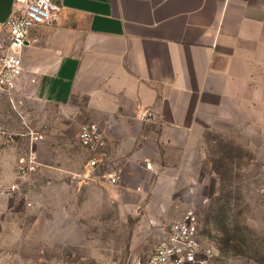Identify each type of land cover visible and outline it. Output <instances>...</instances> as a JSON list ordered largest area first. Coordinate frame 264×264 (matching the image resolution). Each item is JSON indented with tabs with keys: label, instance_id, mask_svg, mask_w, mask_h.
<instances>
[{
	"label": "crops",
	"instance_id": "0c3cea01",
	"mask_svg": "<svg viewBox=\"0 0 264 264\" xmlns=\"http://www.w3.org/2000/svg\"><path fill=\"white\" fill-rule=\"evenodd\" d=\"M13 4L0 0V53ZM62 14L31 29L17 92L66 114L57 128L28 127L43 134L33 143L26 131L0 145V243L35 251L39 234L57 229L67 242L72 229L84 245L89 221L117 209L162 218L181 194L194 195L197 166L215 175L210 133L264 162V0H63ZM89 121L103 127L109 165L121 169L115 185L105 167L78 161L88 154L78 129ZM65 128L74 147L47 138ZM32 151L38 171L22 177Z\"/></svg>",
	"mask_w": 264,
	"mask_h": 264
},
{
	"label": "rangeland",
	"instance_id": "374dc122",
	"mask_svg": "<svg viewBox=\"0 0 264 264\" xmlns=\"http://www.w3.org/2000/svg\"><path fill=\"white\" fill-rule=\"evenodd\" d=\"M65 110L59 105L33 101L26 94L0 91V124L19 134L17 141L28 127L39 131L47 125L49 129L59 127L55 120ZM44 115H51V122L44 124ZM67 130L64 129L66 135L62 138L59 131L49 130L47 138L74 147ZM208 136L215 175L207 176L203 166H197L199 183L194 195L188 200L187 195L181 194V203L162 218L117 209L89 221L86 228L89 241L84 245L78 243L82 238L71 233L72 229L67 242L59 240L57 229L45 236L39 234L35 238V251L29 250L25 243L22 247L26 249L20 251L15 249L19 247L17 242L0 243V264H130L135 256L150 252L163 236L164 225L190 207L199 214L201 234L215 247L216 254L209 264H264V162L245 147L219 137L214 141L212 138L217 135L213 133ZM21 141L26 146L29 143L27 136ZM87 158L88 154L81 153L78 161L85 160L87 165ZM224 226L229 230L236 228L241 234L242 244L236 252L221 249L218 240L224 235ZM5 236L14 237L8 230ZM47 237L52 241L48 245L43 242Z\"/></svg>",
	"mask_w": 264,
	"mask_h": 264
},
{
	"label": "built area",
	"instance_id": "2783aa9c",
	"mask_svg": "<svg viewBox=\"0 0 264 264\" xmlns=\"http://www.w3.org/2000/svg\"><path fill=\"white\" fill-rule=\"evenodd\" d=\"M63 0H14L9 16L3 22L6 30V44L0 53V91L15 94L25 76L23 50L31 29L42 25L61 23ZM31 81H35L31 78ZM150 112L143 117L149 118ZM33 141L43 134L28 129L26 132ZM25 132L20 133V135ZM19 135L0 124V145L14 143ZM77 138L88 151L87 166L105 167L109 184L115 185L121 178V169L109 165L107 136L103 127L94 121L79 126ZM37 154L32 151L27 158L20 160V176L29 177L38 171ZM200 219L194 207L185 209L179 216L167 222L163 236L145 255L135 256L130 264H209L216 254L215 247L200 231Z\"/></svg>",
	"mask_w": 264,
	"mask_h": 264
},
{
	"label": "trees",
	"instance_id": "16d2710c",
	"mask_svg": "<svg viewBox=\"0 0 264 264\" xmlns=\"http://www.w3.org/2000/svg\"><path fill=\"white\" fill-rule=\"evenodd\" d=\"M216 170V169H215ZM224 233L223 237H220L218 242L221 245V249L226 251L236 252L242 244L241 234L236 228L229 230L227 227L222 228ZM223 245V246H222Z\"/></svg>",
	"mask_w": 264,
	"mask_h": 264
}]
</instances>
